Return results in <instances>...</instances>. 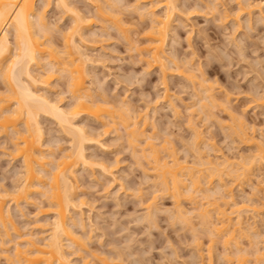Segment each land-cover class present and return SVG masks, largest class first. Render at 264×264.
<instances>
[{
  "label": "rangeland",
  "instance_id": "374dc122",
  "mask_svg": "<svg viewBox=\"0 0 264 264\" xmlns=\"http://www.w3.org/2000/svg\"><path fill=\"white\" fill-rule=\"evenodd\" d=\"M48 1L36 0L35 11L44 10L45 20L50 30H47L49 33L46 37L49 41L55 42L53 46L59 49L63 45L61 38L64 35L62 33L67 32V29L70 30L69 24L72 20L70 13L68 15L62 7L57 6L56 0ZM101 1L98 2L101 5L105 3L103 5L105 9H108V6L116 12L120 9L117 14L121 16L122 24L128 27L127 34H122L123 31L118 32L109 20L106 18L103 20L98 15L102 22L104 21V25L101 23V19L96 15V1H70L85 16L89 15L88 17L92 18L91 25L86 29L87 31L85 30V34L74 37H77L76 41L84 37L82 49L89 57V60L84 63L85 84L89 87L93 100H107V104L115 107L123 104L119 108L120 111L132 113L135 116L134 119H138L140 124L146 121V125L142 124L140 127L144 126L145 134L152 136V142L160 148L158 149L160 155L167 160L172 158L168 156V151L172 150V155L187 165L192 163L199 165L197 157L199 152L204 153L200 155L204 160L210 158L215 162L231 156L229 158L235 157V161H240L248 159L249 156L252 157L253 152L256 153L257 143L262 142L264 147V6L260 3L262 0H215L216 2L214 0H178L177 3L181 10H176L173 16L169 37L164 48L166 62L172 70V72L169 69L166 70V77L162 75L158 66L147 65L146 67L144 60L142 61L138 56L140 49L136 47L140 44L145 45L144 26L150 22L148 18L151 11H155L158 15L161 12L163 14L165 9L162 4L159 1L155 3L156 0L153 2L154 6L150 5L152 2L141 0H112V2L110 0V5L105 0V2ZM206 3L210 4L209 7L205 5ZM215 3L218 8L214 7ZM112 4L115 7L117 5V8L115 9ZM142 11L146 13V16ZM138 12L143 16L141 14L138 16ZM223 13L227 14V18L226 15L224 18L220 17ZM124 35L127 37L125 38ZM10 39L13 43V53L15 51L13 34H10ZM173 56L172 59L176 58V66L180 65L179 69L178 67L175 69V64L171 62ZM45 61L42 60L43 63H46ZM42 62L40 63L42 67L38 65L33 68L35 73L37 70L43 72L44 68H49V64L46 63V66ZM180 69L187 71L186 76L192 74L194 78L190 80L184 76L183 71L180 73ZM59 72L61 71L53 72L48 86L39 84L38 87L43 86L42 90L49 94L47 96L51 100L54 101L57 98L58 104L68 108L73 99L66 90L67 83L64 73ZM202 79L205 80L204 86L211 84L210 90L212 89L213 95L216 96V102L211 103L206 97L204 99L206 92L204 93L203 88L205 87L202 86V88L197 83ZM1 81L0 77V93H3L5 85ZM201 100L202 103H207L209 109L203 106L204 110L202 108L200 110ZM116 109L113 110L118 111ZM113 110L109 113H114V117L107 118L104 114L105 116H102L104 119H99V121L90 115L86 117V114H80L81 116L76 118V122L87 128L85 129L90 137L100 140L85 145L86 154L91 157L92 163L75 167L76 202L70 215L74 221H77L71 225V228L77 234L76 236L81 237L83 245L73 243L70 245L69 241H65L64 251L70 260L69 264H105V260L109 264H211V262L212 264H227L225 258H222L225 251L222 249L224 245H221V239L217 237L220 233L216 232V234L210 225L206 223L205 225L196 210L197 205L200 206V210L203 201L207 205L206 201L213 202L215 197L222 192V189L218 188L217 176L214 175L215 179L212 178V182L206 177L208 181L202 178L204 184H201V187L207 191V195L206 191L202 192L201 189V192L195 193L196 199L194 200H190L191 197L187 198L189 192H186L187 189L184 188H182L181 196L179 195L180 198L173 197L172 189L169 193L164 192L158 178L154 179L156 175L153 172L150 157L145 158L144 156L141 159L142 145H130L126 141L124 126L120 124L121 121L119 122L122 114L119 116L121 113L119 111L120 113L118 112L116 116ZM109 113L106 114L109 116ZM42 115L39 117L42 129H44L41 149L46 154V159L51 158L53 161L58 158V155L60 157L62 152L70 151L73 141H70L72 139L70 134H67L68 132H65L63 128L61 129L55 119ZM239 119L245 121L243 123L246 127L243 125V129H246L248 136L254 137L251 136L253 140L246 142L244 135L240 134L239 128H236L241 122ZM113 121L115 123H112ZM20 124L22 123L18 124V128H22ZM230 125L235 128V132ZM10 135H12L11 131L7 133L0 131V191L4 192L11 191V188L21 181V160L9 155L12 151ZM197 135L198 137L195 138L194 136ZM163 146L165 148L168 146V149ZM49 151H52L54 156L49 155ZM263 164L264 161H257L251 172L249 170L248 175L241 176L244 179L240 180L241 177H236L234 174L233 176L232 172L229 173L226 168L220 167L226 171L224 173L232 175L223 174L224 178L220 187H223L226 182V188L232 190L236 205L245 207L241 212L243 229H239L240 235L237 238L240 249L238 250L247 259H244L247 264H261V262L264 264V260H258L259 263H257L256 258L257 254L264 252ZM50 166L46 164V171L41 172L43 182L48 179ZM199 167L202 168L201 165ZM36 182L35 184H38ZM212 188L219 195L213 193ZM35 189L27 199L18 204L9 202L7 199L5 206L9 205V208H6L9 209L11 219L20 236L40 241L41 238L47 236V231L51 227L52 213L47 207L45 196ZM202 194L208 197H203ZM149 201L155 203L152 211H155L154 216L152 217V213L151 216L148 215L150 219L145 216L147 213L145 204ZM218 201L217 197L215 202L217 204L221 202V200ZM176 205L178 207L180 205V209L182 207L184 210L181 212L182 216L188 217L186 220L176 214L180 213L177 212ZM212 211L210 212L214 213ZM214 214L212 216H215ZM233 216L232 223L235 220ZM2 232L0 230V241L3 243L1 245L0 242V264H16L12 261L14 260L13 247L17 242L20 247H23L24 238L12 228L9 229V238ZM21 243L23 246L20 245ZM208 248H212V251H208ZM230 248L235 247L231 245ZM232 249L230 252L235 250ZM208 252L212 255H208ZM233 260L231 261L235 264V259Z\"/></svg>",
  "mask_w": 264,
  "mask_h": 264
},
{
  "label": "bare ground",
  "instance_id": "6f19581e",
  "mask_svg": "<svg viewBox=\"0 0 264 264\" xmlns=\"http://www.w3.org/2000/svg\"><path fill=\"white\" fill-rule=\"evenodd\" d=\"M56 1H57L56 2L57 6L62 7L64 9L63 11H65L67 14L70 13V16H71L70 18L72 20L70 22L71 24H69L70 30L67 29V32L62 33L64 37L63 36L62 38L60 37L63 40V45L61 44L63 47L61 46V48L59 49L55 47V45L53 46V43L55 44V42L49 41L46 37V34L49 33V32L47 33V30L49 29L48 24H47L48 22H46L45 20L46 16L43 13L44 10L43 11L38 10V12L35 11L36 0H0V77L2 80L1 82H3V84L5 85V86L3 85L5 91L2 90L4 94L0 93L1 94L0 95V131L1 133L2 132L7 133L8 131L12 132V135H10L11 136L10 143L12 144V151L9 152V155H13L11 157H17L18 159H20L21 168H22L20 171L21 176L19 175L21 177V178L19 177L21 180L19 181L20 183L12 187L11 191H9L8 189L9 192H6V191L4 192L3 190H2L3 192L0 191V230H2L3 231L2 233L7 235L8 237L9 229L12 228L20 236V233H18V230L11 219V215L8 209L9 205L5 206V204H6V201H8L7 199H9V202L12 201L13 203H16V204L20 203L22 200L27 199L28 195L36 187L37 188L35 190L41 192V194L45 196V199L47 200V204H48L47 207L48 209L51 210V213H52V221L50 223L51 227L49 228V231H47V234H46L47 236L41 238L40 241L32 239V238H28V237L24 238L20 236L24 238L23 240L25 242H24V246L22 245V243L20 244L23 247L19 246V242H17V244H15V247H13L14 250H13L12 255L14 256V260L12 259L11 260L15 261L16 264H69L70 260L68 258V255H66V252L64 251L65 241L66 242L69 241L70 245L72 243L77 244V245L79 244L80 246L83 245L82 244L83 241L81 237L76 236L77 234H75L73 231V228H71L72 227L71 225L72 224L74 225L75 222L77 221V220L74 221V219L71 218L72 215H70L71 209L73 207L75 208V202H76L75 192L77 191V184H76L77 182L75 181L76 178L74 179V177L76 176V175L74 176V171H75V167H77L76 165L85 166V165H89L92 163V160L90 159L91 157H89V155L86 154L85 145L89 143L99 142L100 139L94 140L92 137H90L87 134V131H86L87 128L81 125V123L76 122V118H78V116H81L82 114H86V117L87 115H90L93 117V119L95 118L98 121L99 119L103 120L104 117L102 116H105V115H107V118L110 116L114 117L115 116L114 113L111 114L112 110L118 107V106L115 107L114 105L110 106L111 104L110 105L107 104L108 103L107 100L106 101L105 100L98 101L100 99H98L97 101L93 100L92 94L90 93L88 89L89 87H87L85 84V74H86L85 72L86 71L84 69V66H85L84 63L89 60V57L82 49L84 37L83 36L80 37L79 40L77 41H76V38L78 36H81L82 34H85L84 33L85 30L91 25L92 18L90 19L88 17L89 15L85 16L83 12L79 11V9L75 6V4L73 5L70 2L71 0L70 1L69 0H56ZM91 1H96L95 8H96L97 16L98 15L101 16L102 19L106 18V20H109V22L112 23L113 25L112 27H115V29L118 30V32L126 31L125 33L123 32L121 33L127 34L129 29H127L128 27L126 28V26L122 24L123 23L121 22L122 18H120L121 16L117 14L120 11V9L117 12L116 10L112 9V7L111 9H109L110 6H108V9H105V7L103 6L105 5V3L104 4L102 3L101 5V3L99 4L98 2L99 0L98 1L91 0ZM105 1L109 2V5H110V0H105ZM141 1H148L149 3L152 2L150 5L152 6L153 4L154 6V3H153L154 0H141ZM158 1L162 4V7H164L165 10L163 11V14H161L162 13L161 12L159 13L160 15H158L155 13V11L152 12L150 9L151 11L150 17L148 18L150 22L147 26L146 25L144 26L145 31L143 32V35H145L146 37V40H145L146 43L143 46H141L142 44H140L141 47L138 45L136 47L140 49L138 56L139 58H141L142 61L144 60V62L146 63V67H148L147 65H149L150 67L152 65L158 66V68L161 70L159 71L162 72V75L165 76L166 70L169 69L168 67L169 64H167L168 62H166L167 57H166V53H165L166 51L164 48H165V45L167 44V40L169 37V33L171 29L170 27L172 25L171 21L174 18L173 16H175L174 15L175 12L181 9H179L180 6L177 3L178 0H156L155 3L156 2L158 3ZM100 2L102 1L100 0ZM207 3L205 5H207ZM260 3L264 6V0H262V2ZM45 4L47 5L46 2ZM45 4H43V6ZM212 6H214V4ZM246 6H248V4H246ZM260 6L261 5H259V7ZM214 7L218 8L217 3H215ZM116 8H117V5L115 9ZM143 8L144 7L142 6V9ZM216 8L214 9L216 10ZM147 10L149 11L148 8ZM259 10L261 9L259 8ZM145 12H146V9H145ZM142 13L144 14L143 11ZM142 13L138 12V16H140L139 14L142 15ZM224 15H226V18H227V14H224V13L220 17L223 16L224 18L225 17ZM236 15H237V11H236ZM100 19H97V20H100ZM102 19L100 21L103 24L104 21L102 22ZM10 34H13V42H14V47H15L14 48L15 51L13 53H12L13 43L10 39ZM76 35L77 37L75 38L74 36ZM125 36L127 37V35H124V37ZM172 58H174V56L171 57V62L173 61V63L176 66L177 65L175 61L176 58L175 59H172ZM42 60L44 61L46 60L45 62L49 64V68L48 67L47 69L44 68L43 72H41L42 70H40V72H38L37 70V73H35L33 68L38 67V65L41 66L40 63L42 62ZM46 63L42 62V64H46ZM41 67L40 69H42ZM55 67L56 69H54ZM177 67L178 66H176L175 69H177ZM179 68H180V65L178 69ZM58 70L64 73V76L66 78V83H67L66 90L69 91L73 99L72 103L71 104L69 103L70 105L68 108L67 107L64 108L60 104H58L57 98L54 101L51 100V98L47 96L49 94H46L47 92L45 93L44 90H42L43 88L41 87L43 86L38 87L39 84H43V85L47 84L48 86V81L51 79V77L56 71L58 72ZM169 70L172 72L171 69ZM182 71L183 70H181L180 73H182ZM186 72L183 73L184 76H186L185 75ZM187 74H191V73H187ZM186 77L190 78L191 80L192 78H194V75L191 74ZM203 79L199 81L197 80L198 81L197 83L199 84L198 86L201 85L200 87L202 86L205 87V88L202 87L204 93L206 92L205 94L203 93L204 99L207 98L209 101H211V103L216 102L215 101L217 100L215 99L216 96L213 95L212 89L210 90V88H212L211 84H208V85L205 84L206 86H204L205 80L203 81ZM201 103H202V100L199 103L200 105H202L201 107L199 105L200 110L202 109L204 110V108L206 107L208 108L206 102H203L204 104L203 103L201 104ZM108 105H109V108L110 107L113 108V109L110 108L111 111L108 108ZM122 105L123 104H121V106ZM121 106L119 105V107L116 109L118 111L113 110V112L116 113V116H117V113L120 111L119 108ZM122 109H124V107H122ZM120 112H119L120 113L119 116L121 114L122 115H121V118H119V122L121 121L120 124H123L124 126V129L127 135L126 141H128L130 145H136V146L142 145L141 149L139 148L143 155V156L141 155L142 156L141 159L144 156L145 158L150 157L153 163L152 169L156 175L154 179L158 178V182L161 185L162 190L164 192L166 191L169 193V190L172 189L173 197L175 196V197L180 198L182 188H184V189H187L186 192H189L187 193L188 194L187 198L191 197L190 200H194L196 199L195 193L199 192L203 188L201 187V184H204L202 178L204 177V180L208 179L209 181L212 182L211 179L212 178L215 179L214 175L215 177L217 176L216 179H217V183L219 184V187L218 186L216 187L222 189L221 190L222 192L219 193L220 194L219 195L218 192H215L214 191L215 189L212 188L214 191L213 193H216L219 195L215 197V194H213V197H215V199L218 197V200L219 201L221 200V202L217 204L215 202V199L212 197L214 199L213 202L211 201L209 203L208 201H206L207 202V205H206L204 204V201H203V203L201 204L202 206L201 209L199 210L200 206L197 205L196 210H198V216L200 214L199 217L202 218L200 220H202L204 224L206 223L207 225H210V227H212V229L215 230V233L216 232L220 233L217 237L221 239V245L222 246L224 245L222 249H225V251L224 252L222 251L224 253L222 254V258H225V260L227 261V264L229 263L232 264L231 262L234 261L233 259H235V264H245L246 263V261H244L245 258L244 256L241 255L242 253H240L239 251L240 249L238 246L239 245L238 235H240L239 229H243V227H241V223H242L241 212L245 207L243 208V205L242 206H237L238 204L236 205V202L233 200V194L231 193L232 190L230 191L228 187H227L228 189L226 188L227 186L226 182L224 183L225 184L224 186L226 189L223 188L224 186L223 187H220V186H222V180L224 178L222 177V175L227 174L224 172L226 171L229 173L232 172L231 174L232 175L234 174L236 177H241V176L246 177L249 173V170L251 172L252 167L255 166L257 161H264V147L261 144L262 142L256 144V150H255L256 153L254 154L253 152L252 153L253 155H251L252 157L249 156L250 158L247 157L248 159L246 160L242 159L240 161H235L236 160L234 159L235 157L229 158L231 156L224 157L221 159V161L217 160L218 162L217 161L214 162L213 160H210V158L204 160L200 156L201 154H204V153L200 154V152L198 153L197 151V153L199 154L197 157L200 159V160L198 159V164L201 165L202 168H200L199 165H195L192 163L194 168L196 166L199 167V168L196 167L194 169L191 166L192 164L187 165L185 162H181L182 160L180 161L177 160V158L174 157L175 155H172L173 153L171 149H170L171 151L167 150L169 152V154L167 152L168 156H172L170 160H167L164 156L162 157L159 152L160 150L158 151V149L160 148H158V146L155 145L154 142H152L153 139L151 140L152 136H150L149 134L147 135L145 134L144 126L143 128H141L142 124L146 125L145 124L146 121L145 122L142 121V124H140L138 119L136 118L134 119L135 116H133L132 113H130L131 114L130 115L129 113H126V111H124L125 112L124 113L123 110H121ZM106 113H109L110 115L108 116V114ZM41 114H43L42 116L46 115L48 117H51L52 119H55L56 122L61 127V129L63 128L65 132H68L67 134H70L72 138L70 141H73L72 142L73 144H71L73 145V147L70 146L72 150L70 149V151L68 150L65 153L62 152L60 157L58 155V158L54 159L55 161L54 160L52 161L51 158H49L50 160L46 159V154H44L43 150L41 149V146L43 143V137H44L43 136L44 129H42V125L39 120V117ZM129 120L130 121L132 120V121L130 122ZM243 122L245 121L239 122V124H237L238 127L236 128L237 129L239 128L240 134L244 135L243 137H245L246 142H249V140L250 141L253 140L254 137L251 135L253 137L251 138V136H248L246 134V129H243V125H244ZM19 123H22L20 124L22 125L21 126L22 128H18ZM112 123H115V122L113 121ZM231 127L233 131L235 132V128L233 126ZM197 134L199 133L197 132ZM194 137L196 138L198 137V135ZM241 141H243V139ZM140 142L141 144L138 145L137 143H140ZM163 147L165 148V146ZM164 148H163V151H164ZM140 150H137V151H140ZM201 151L203 150L201 149ZM49 155H53L52 151H49ZM194 163L196 162L194 161ZM46 164H50L51 166L49 168L50 171L48 172L49 175H47L48 181L46 180L47 182L46 181L43 182L41 172L46 171V167H45ZM100 166L102 168L101 162H100ZM220 167L221 168L224 167V169L226 168L227 170L226 171L222 170L223 168L220 169ZM103 169H105L104 166H103ZM147 169H145V171H147ZM203 170H205L207 173ZM106 171H107V167H106ZM231 174H227V175L232 176ZM205 177L207 179H205ZM236 177L234 178L236 179ZM242 178L243 177L239 178V180ZM36 181L38 182V184H35ZM35 185H38V186L35 187ZM39 186L44 189L41 188L40 190ZM218 188H216V190ZM171 191H170V194H171ZM201 191L203 192L206 190L202 189ZM186 192L184 190V193ZM205 194L207 195V191L205 192ZM205 194L204 195L202 194L203 197L206 196ZM154 204H155L154 201H149L147 204H145L146 205L145 211H147L145 216L147 217L148 215L151 216V213H152V217L154 216L153 213L155 211L152 212L154 210L153 209ZM208 205H211L212 207L211 206L208 207ZM228 205H230L229 206L230 209L226 208V206L228 207ZM231 205H234V206L231 207ZM179 207L177 206L178 210L177 209L176 210L177 212L179 211L180 213H176V214H178V216L179 215L182 216L183 213L181 212L184 210H182V207L181 209ZM212 210L214 211L215 214L210 212ZM192 213H193V210H192ZM213 214L215 216H212ZM232 216L235 219L233 220V223L231 222ZM184 218L186 220V218L188 217H184ZM213 218L216 220V222ZM148 219L150 218L148 217ZM188 223L190 222L188 221ZM78 224L80 223H77V225ZM80 225L82 226V224ZM236 231L238 234L236 233ZM241 233L243 234L242 231ZM1 245H3V243ZM231 245L235 247L234 248L235 250L230 248ZM210 246H212V244ZM208 249H207L208 251L211 250L210 248ZM226 249H228L229 251ZM231 249L234 251L230 252ZM231 254H233L232 256L234 258H232ZM208 255H212V254H209L208 252ZM6 258L8 257L6 256ZM256 258H257V261L264 260V252L257 254ZM9 259H10V256H9ZM105 261L107 262V260ZM259 261L257 263H259ZM106 262L105 264L108 263Z\"/></svg>",
  "mask_w": 264,
  "mask_h": 264
}]
</instances>
